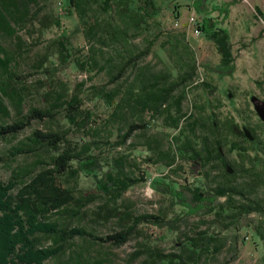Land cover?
Masks as SVG:
<instances>
[{
  "label": "trees",
  "instance_id": "1",
  "mask_svg": "<svg viewBox=\"0 0 264 264\" xmlns=\"http://www.w3.org/2000/svg\"><path fill=\"white\" fill-rule=\"evenodd\" d=\"M41 1L47 0H0V119L8 121L14 112L10 124L0 125V142L16 138L33 122H55L60 115L69 127L35 130L11 147L6 159L0 158L12 170L7 182L0 179V264H45L51 259L57 264H102L87 257L83 249H73L72 240L92 237L93 241L122 247L143 236L139 227L144 223L167 228V240L176 250L165 255L148 243H139L141 252L149 256L147 264H204V256L212 250L221 251L227 244L232 245L234 254L223 264H231L238 251L236 237L230 234L242 231L259 241L260 262L264 264V222L256 224L250 219L264 218V199L258 197L264 189V127L241 126L234 117L223 118L217 113L221 106L208 100H194L193 111L184 112L188 93L199 84L197 56L186 34L165 36L160 48L167 62L161 60L163 67L157 71L143 64L163 37L156 0H66L60 14L44 16L39 8L33 11ZM202 5L194 3L198 14ZM229 6L215 11L225 18ZM63 16L77 18L78 32L85 40V59L77 60V67L108 79L104 85L92 86L90 93L111 109L105 127L116 128L115 142L111 141L114 131L103 138L99 131H89L94 113L85 108L84 83L71 89L56 79L40 93L35 87L30 89L28 77L12 66L26 50L19 32L29 30L37 21L39 31L57 28L60 36L37 56L34 67L47 71L49 64L56 70L68 64L74 47ZM221 24L208 14L199 30L215 45L221 64L229 67L234 57L229 32ZM8 38L17 40L14 49L4 46ZM33 92H39L43 106H32L24 114L25 102ZM72 131H86L89 140L72 141ZM136 136L137 145L146 152L141 169L132 154L107 156L102 152L105 146L123 148ZM227 152L239 159L230 160ZM19 156L34 161L14 168ZM150 165L175 167V173L189 169L186 174L198 180L194 186L182 187L167 179L170 177L153 179L151 184L176 206L184 207L186 217L211 218L212 231L181 229L180 217L166 221L161 216H134L121 209L119 201L146 180L145 170ZM134 168L140 169V178L131 176ZM81 176L93 182L95 191L88 196L74 186ZM102 198L113 205L98 208L94 222L117 220L120 231L97 237L83 227L54 220L57 215L82 219L87 214L84 209ZM45 241L51 245L45 246Z\"/></svg>",
  "mask_w": 264,
  "mask_h": 264
},
{
  "label": "rangeland",
  "instance_id": "2",
  "mask_svg": "<svg viewBox=\"0 0 264 264\" xmlns=\"http://www.w3.org/2000/svg\"><path fill=\"white\" fill-rule=\"evenodd\" d=\"M160 7V15L158 21L163 29V37L154 46L153 53L145 59L143 64L152 65L157 71L161 70L163 64L161 60L167 62L165 53L160 48V43L164 41L168 34L176 35L178 33L186 34V41L194 50L198 62V80L199 84L190 90L186 100L183 103L184 112L189 114L193 111L195 101L208 100L212 105L219 104L221 107L217 113L225 117H234L241 125H248L255 128L257 125L264 127V0H156ZM201 14H198L194 9V3H201ZM66 0H47L41 1L38 6H33V11L38 8L41 10V16L48 13L60 14ZM229 4L228 15H220L215 9L222 5ZM259 9V11L257 10ZM209 14L213 19L221 21V27L229 32L230 44L234 62L231 66L225 67L221 64V57L215 45L208 41L203 34H197L196 27L190 22L191 17H196L201 25L203 19ZM63 24L69 33L70 40L74 50L72 58L68 64L63 65L58 70L52 65H48L47 71L36 69L35 62L37 56L42 54L49 42L60 36V30L51 28L49 30L39 31V22H34L29 30L20 31L19 36L22 37L25 50L23 56H18L16 62L12 63L13 68L20 74L26 75L27 85L32 89H39L40 93L46 91L47 86L54 80H61L69 88H74L78 84L84 83V104L85 108L94 113V118L89 124V131L94 134L99 131L100 137L109 135L113 132L111 138L115 142L117 131L112 127H105L111 109L106 104L94 98L91 95L90 88L92 86L104 85L108 79L103 74L87 73L82 71L76 65L77 60L83 61L87 52L85 49V40L80 32H78V21L76 17L63 16ZM30 31V33H29ZM142 43L141 40L138 41ZM16 39H5L3 44L5 47L15 48ZM31 49L29 52L28 49ZM84 57V58H83ZM53 63H57L55 59ZM205 84V86H202ZM207 85V86H206ZM214 91H211L213 90ZM39 92H33L27 99L24 105V114H27L32 106L42 107ZM14 112L8 121L0 119V125L4 122L10 124L13 119ZM94 121V123H93ZM68 123L62 115L58 116L55 122H33L29 128L19 134L16 138H11L9 141L0 142V158L6 159L9 150L20 141L32 134L35 130L47 132L50 130L67 129ZM87 128V129H88ZM157 130H162L159 126H155ZM168 133L173 132L166 130ZM154 133V131H153ZM262 136V135H261ZM263 137V136H262ZM70 139L76 143H84L82 139L89 140L86 137V131H72ZM83 140V141H84ZM139 137H134L123 148L113 149L111 146L102 148V152L107 156L132 154L133 157L141 164V161L146 155L143 147L138 146ZM134 145V147H133ZM117 148V147H116ZM227 151V150H225ZM97 154L100 151H96ZM253 155V152H249ZM226 156L234 161L238 160L236 154L226 153ZM14 168L20 165L34 161L32 158H24L19 156L14 160ZM142 165V164H141ZM139 166L140 169L144 167ZM180 163L177 164L178 167ZM172 169L157 165L148 166L146 168V180L137 183L123 196L119 201L121 209L131 212L134 216L154 215L165 218L166 221L176 220L180 217L181 229L189 231H212L213 226L211 218L203 220L196 217H186L185 208L176 206L169 196L163 195L162 192L155 191L151 180H161L166 177L176 183L186 186H194L197 184V179L192 177L188 172V168L179 172H173ZM140 169L134 168L131 171L133 178H140ZM11 168L7 163L0 162V179L7 182L11 175ZM169 181V180H168ZM76 189L82 195L88 196L93 193L94 185L91 179L80 177L74 183ZM259 199H264V189H260L258 193ZM223 200L220 201L222 203ZM112 203L106 198L97 199L89 204L84 211L86 216L78 219L71 218L68 215H57L54 220L63 225L72 227H83L90 234L97 237H105L113 232L120 231L117 220L110 222L98 221L94 222V212L100 207L105 209L112 207ZM82 217V216H81ZM250 219L256 224L264 222V218L251 216ZM143 234L141 237L132 238L126 245L122 247H114L111 244L93 241L92 237H87V241L76 238L72 240V248L75 250L83 249L87 253V257L102 264H147L149 256L141 252L139 243H148L152 247L161 250L165 255L175 253L174 245L170 240H167V228H158L151 224H142L139 227ZM193 235V233H191ZM231 237H236L238 258L231 264H261V245L259 241L252 236L250 232L242 231L236 234H230ZM150 240L146 239V237ZM164 237V239H162ZM45 246L51 245L49 241H45ZM72 249V250H73ZM69 251V253L72 252ZM234 254L232 245L227 244L221 251L206 255L203 258L204 264H223L230 260ZM45 264H57V261L49 260Z\"/></svg>",
  "mask_w": 264,
  "mask_h": 264
},
{
  "label": "built area",
  "instance_id": "3",
  "mask_svg": "<svg viewBox=\"0 0 264 264\" xmlns=\"http://www.w3.org/2000/svg\"><path fill=\"white\" fill-rule=\"evenodd\" d=\"M190 22H191L192 24H194V26L196 27L197 34H200V33H201L200 30H199L200 24L198 23L196 17H191V18H190Z\"/></svg>",
  "mask_w": 264,
  "mask_h": 264
}]
</instances>
